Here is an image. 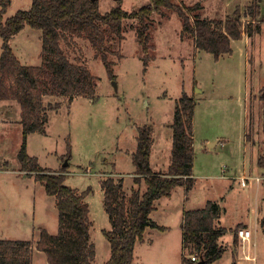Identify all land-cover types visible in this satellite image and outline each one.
Returning a JSON list of instances; mask_svg holds the SVG:
<instances>
[{"label": "rangeland", "instance_id": "obj_1", "mask_svg": "<svg viewBox=\"0 0 264 264\" xmlns=\"http://www.w3.org/2000/svg\"><path fill=\"white\" fill-rule=\"evenodd\" d=\"M33 0H10L4 18L20 9H29ZM151 0H99L101 12L115 6L138 10ZM183 6H200L190 12L195 18H236L241 28L260 24V31L232 41L233 52L218 60L196 46L194 38L182 32V19L176 10L164 9L146 18L124 20V38L107 39L108 58L114 63L111 79L101 55L85 36L66 32L62 45L73 61L89 67L96 77V97L82 96L72 101L63 95L45 96L49 109L45 132L28 136V152L42 168L67 167L66 183L83 191L91 187L89 203L91 242L96 256L93 264H106L111 256L109 240L103 234L110 228L104 206L101 181L108 177L124 179V189L132 190L133 153L137 149L138 127L152 125L155 148L152 164L160 171L171 162L175 106L187 93L196 98L194 116L195 184L188 194L178 186L159 208L158 217L172 226L164 234L146 231L145 242H137L132 264H183V231L179 216L188 197L189 208H202L209 200L222 207L220 224L228 231L219 239L223 256L212 264H264V168L258 164L264 155V0H175ZM260 5L259 16L248 14L251 5ZM1 9V2H0ZM147 24L149 50L137 38ZM41 31L26 26L11 40L23 64L42 63ZM2 37L0 36V54ZM151 59L145 64L144 57ZM5 102V101H3ZM51 106V105H50ZM21 116L15 100L0 104V119L13 121ZM8 122V123H9ZM218 141V144L209 142ZM22 129L0 123V239L38 240L39 228L58 233L56 197L46 192L34 174L20 171L18 158ZM128 149L129 152H124ZM163 149L160 163L157 154ZM151 163V161H150ZM158 166V167H157ZM13 170L14 172H12ZM18 172H15L17 171ZM19 174V176H18ZM248 184L243 186L241 178ZM261 177L258 181L256 177ZM140 189L146 185L141 183ZM137 187V185H136ZM164 217V219H163ZM239 221L251 230L252 244L242 247L236 234ZM237 239V243L235 242ZM189 252V250H188ZM244 254H249L246 259ZM33 264H49L43 251H34Z\"/></svg>", "mask_w": 264, "mask_h": 264}, {"label": "trees", "instance_id": "obj_2", "mask_svg": "<svg viewBox=\"0 0 264 264\" xmlns=\"http://www.w3.org/2000/svg\"><path fill=\"white\" fill-rule=\"evenodd\" d=\"M0 102L15 100L21 108L20 123L22 142L18 153L21 170L34 174L46 192L56 197L58 209V233L52 234L40 228L38 240L0 239V264H33L35 249L47 255L49 264H93L96 256L91 242L90 208L86 198L91 187L80 191L66 183L67 167L60 170L42 168L38 158L29 154L28 136L35 132H45L49 119V109L57 110L60 105L45 104L47 95L94 99L96 97V77L89 67L73 61L62 45L66 32L85 36L101 55L111 79H115L114 63L108 58L107 39L124 38V20L146 18L165 8L178 11L182 19V32L192 36L198 48L212 53L216 60L233 52L232 41L251 36L260 31V24L252 23L243 29L236 18L210 19L195 18L190 12L200 6H183L175 0H151L138 10L127 11L115 6L101 12L99 0H33L29 9H20L12 16L4 18L10 0H0ZM248 14L260 15V5H251ZM26 26L41 31L42 63L23 64L11 44V40ZM147 24L138 29L137 38L148 52L150 36ZM145 64L151 57H144ZM264 99V94L262 95ZM51 105V106H50ZM196 98L184 93L176 103L173 121L172 156L165 172L155 171L150 163L153 145L152 125L138 127L137 149L133 153L135 166L134 182L129 193L124 189V179L108 177L101 181L104 190V206L109 215L111 228L102 230L110 242L111 256L106 264H132L137 242L145 241L147 227L166 230L157 224L150 214L155 209V200L168 196L177 186H184L188 194L195 184L194 162V116ZM264 132V121H263ZM258 164L264 168V155ZM146 187L140 189L141 183ZM222 207L217 201L209 200L202 208L187 209L182 221L183 264H212L220 259L225 247L219 239L228 231L218 226ZM264 222V220H263ZM236 230L238 236V229ZM237 243V239H235ZM189 250V252H188ZM196 259H192V256Z\"/></svg>", "mask_w": 264, "mask_h": 264}, {"label": "crops", "instance_id": "obj_3", "mask_svg": "<svg viewBox=\"0 0 264 264\" xmlns=\"http://www.w3.org/2000/svg\"><path fill=\"white\" fill-rule=\"evenodd\" d=\"M5 102L7 101V100H4ZM5 102H3V101H1L0 102V104H3V103H5ZM5 120V119H4ZM3 119L1 120L0 119V123L1 124H6V125H9V124H14L15 125V127H17V128H20V125H21V123H20V115H19V117L15 120V122H13V121H4ZM152 125H153V123H152ZM169 125H171V124H169ZM21 129H22V126H21ZM32 134V133H31ZM137 135H138V132H137ZM136 138H137V136H136ZM153 139H154V141H153V145H152V150H151V156H150V161H151V166H152V168L153 169H155L154 168V166H153V164H152V155H153V152H154V148H155V145H156V142H155V137H154V132H153ZM137 140V139H136ZM218 141L219 140H216V141H212V142H209V145L211 144V143H216V145L218 144ZM22 142V141H21ZM194 147H195V143H194ZM171 150H172V148H171ZM124 152H129V150L128 149H124ZM163 153V149L156 155L157 156V163L159 164L160 163V156H161V154ZM169 164H170V162H169ZM161 165H163L162 166V168H160V172H165L167 169H168V167L167 168H163V167H166L165 166V163H161ZM169 166V165H168ZM158 167V166H157ZM136 169V168H135ZM12 172H14L13 170H11ZM20 171H22V172H24L23 170H20ZM15 172H18V170L17 171H15ZM27 172V171H26ZM19 173V172H18ZM28 175V174H27ZM18 176H19V174H18ZM134 176H135V173H133V182H134ZM35 178V177H34ZM36 180V179H35ZM136 183L134 182V185L132 186V187H136ZM141 187V186H140ZM178 187V186H177ZM176 187V188H177ZM184 187V186H183ZM176 188H174V190L176 189ZM174 190L172 191V193L170 194V195H168V196H162V197H160V198H158V199H156L155 200V209L151 212V214H150V216H151V218H152V220H154L157 224H159V225H163V226H165V227H167V229L166 230H159V229H157V228H152L154 231L153 232H157V234L160 232V233H162V234H164V233H166V232H170L171 230H172V226H170L167 222L165 223V222H163L162 221V219L160 218V217H162V216H160V217H158V215H159V213H158V210H159V208L160 209H162V211H165L166 210V207L167 206H165L164 205V202H166V200L167 199H169V198H171L172 197V194H173V192H174ZM187 199H185L186 200V203L184 204V206H183V208H182V206H181V209L179 210V216H180V219H181V223H182V221H183V215H184V211L185 210H187V209H196V208H189L188 206H187V202L189 201L188 200V197H186ZM206 205V204H205ZM204 205V206H205ZM170 207L168 206L167 207V210H166V212L168 211V209H169ZM222 214H223V212H222ZM222 214H221V216H222ZM221 218V217H220ZM220 218H218V220L216 221V224L218 225V226H221V224H220ZM163 219H164V217H163ZM243 224V226L242 227H246V228H249L248 227V224L245 222V221H239L238 222V224ZM42 228V227H41ZM44 228V227H43ZM111 228V227H110ZM109 228V229H110ZM149 228L150 227H147V229H146V231H148L149 230ZM40 229V228H39ZM106 229H108V228H106ZM146 233V232H145ZM167 234V233H166ZM145 237H146V235H145ZM145 240H146V238H145ZM145 242V241H144ZM143 243V242H142ZM137 244V243H136ZM251 244H252V239H251ZM38 251V250H37Z\"/></svg>", "mask_w": 264, "mask_h": 264}, {"label": "built area", "instance_id": "obj_4", "mask_svg": "<svg viewBox=\"0 0 264 264\" xmlns=\"http://www.w3.org/2000/svg\"><path fill=\"white\" fill-rule=\"evenodd\" d=\"M264 177V176H263ZM256 179L258 181H261V177L257 176ZM241 183L243 186L248 184V178L246 176H243L241 178ZM238 236L241 238V240L244 242L242 247L245 248L247 244H251V239H252V234H251V230L246 228V227H241L240 229H238ZM244 257L246 259H250L253 258L251 257L249 254H244ZM192 259H196V256H192Z\"/></svg>", "mask_w": 264, "mask_h": 264}, {"label": "water", "instance_id": "obj_5", "mask_svg": "<svg viewBox=\"0 0 264 264\" xmlns=\"http://www.w3.org/2000/svg\"><path fill=\"white\" fill-rule=\"evenodd\" d=\"M198 264H203V262L200 261Z\"/></svg>", "mask_w": 264, "mask_h": 264}]
</instances>
